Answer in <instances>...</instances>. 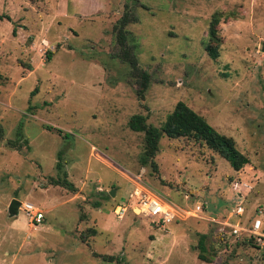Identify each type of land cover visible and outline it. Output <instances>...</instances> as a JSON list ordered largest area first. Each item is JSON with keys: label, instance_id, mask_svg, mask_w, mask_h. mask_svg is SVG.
I'll list each match as a JSON object with an SVG mask.
<instances>
[{"label": "rangeland", "instance_id": "obj_1", "mask_svg": "<svg viewBox=\"0 0 264 264\" xmlns=\"http://www.w3.org/2000/svg\"><path fill=\"white\" fill-rule=\"evenodd\" d=\"M215 12L233 16L213 60L203 43ZM124 13L137 70L114 31ZM0 16V264H264V245L224 227L264 211V0H0ZM180 101L249 163L234 171L203 145L162 137L158 170L142 167L130 117L160 128ZM64 178L75 191L55 184ZM135 189L174 206V221L143 216ZM13 199L42 223L9 216ZM202 234L210 263L198 259Z\"/></svg>", "mask_w": 264, "mask_h": 264}, {"label": "trees", "instance_id": "obj_2", "mask_svg": "<svg viewBox=\"0 0 264 264\" xmlns=\"http://www.w3.org/2000/svg\"><path fill=\"white\" fill-rule=\"evenodd\" d=\"M223 16L225 19H228L232 17L233 14L215 12L211 16L207 39H205L203 43L204 51L207 56L213 60H216L219 57L221 37L218 34L217 27ZM1 18L2 17L0 16V19ZM131 22L132 21L127 13H124L115 24L114 31L122 52L120 57L123 60L126 59L132 69L137 70V59L131 49V46L135 48V45L126 44L127 32L125 31V27ZM50 55L51 53L46 55V61L50 60ZM140 76L142 80V94V92L147 89L149 77L144 72H142ZM128 128L133 132L143 133L144 146L143 152L139 157V163L142 167H150L154 172L158 170L155 158L159 152V143L162 137L168 139H189L195 144L203 145L207 149L218 154L221 158L225 159L234 171H239L249 163V159L237 149L236 143L231 137L219 133L202 116L181 101L176 103L173 111L166 117L165 123L162 127L158 128L148 124L147 118L143 115H133L128 121ZM15 142L17 141L8 142V144L16 146ZM57 166L58 169L61 170V164L58 163ZM55 184L75 191L73 184L68 182L66 178L56 180ZM105 198L108 197L105 195ZM94 206L99 207L100 204L94 203ZM207 238L208 235L206 234L200 235L198 242V259L210 263L212 259L205 255L207 252L205 245Z\"/></svg>", "mask_w": 264, "mask_h": 264}, {"label": "built area", "instance_id": "obj_3", "mask_svg": "<svg viewBox=\"0 0 264 264\" xmlns=\"http://www.w3.org/2000/svg\"><path fill=\"white\" fill-rule=\"evenodd\" d=\"M131 198L138 202L139 212L145 216L152 219V222L156 226L164 227L174 221L176 218V209L174 206L164 202L159 197L152 195L148 196L143 193L140 189H135L131 194ZM130 205L128 203L122 202L121 204L115 205L113 213L116 218L122 219L128 213ZM19 210L30 218L32 224L40 225L44 219V215L41 210L35 208L34 205L30 203L20 204ZM203 208L198 205L196 207V212L200 213ZM258 217L253 219L251 223L246 226L241 224L238 220L235 224L224 223V227L228 228L229 231L236 237L251 239L257 246L262 247L264 245V211L258 209L256 212ZM243 215V208L238 206L233 217H241Z\"/></svg>", "mask_w": 264, "mask_h": 264}, {"label": "water", "instance_id": "obj_4", "mask_svg": "<svg viewBox=\"0 0 264 264\" xmlns=\"http://www.w3.org/2000/svg\"><path fill=\"white\" fill-rule=\"evenodd\" d=\"M261 52L264 53V42L262 43L261 45ZM115 193H116V190L112 189L110 192H109V196L110 197H114L115 196ZM20 204L21 202L16 200V199H13L10 204H9V207H8V213H9V216L13 217V216H16L19 212V207H20Z\"/></svg>", "mask_w": 264, "mask_h": 264}, {"label": "crops", "instance_id": "obj_5", "mask_svg": "<svg viewBox=\"0 0 264 264\" xmlns=\"http://www.w3.org/2000/svg\"><path fill=\"white\" fill-rule=\"evenodd\" d=\"M31 204V203H30ZM33 205V204H32Z\"/></svg>", "mask_w": 264, "mask_h": 264}]
</instances>
